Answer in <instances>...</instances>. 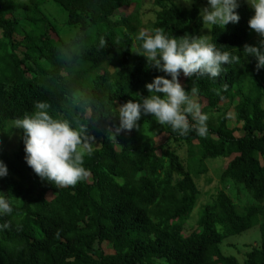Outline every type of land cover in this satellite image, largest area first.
<instances>
[{
  "label": "trees",
  "instance_id": "16d2710c",
  "mask_svg": "<svg viewBox=\"0 0 264 264\" xmlns=\"http://www.w3.org/2000/svg\"><path fill=\"white\" fill-rule=\"evenodd\" d=\"M140 2L0 0V147L12 121L30 115L37 101L48 103L52 118L95 138L83 160L89 177L66 187L26 165L19 129L15 148L0 150L8 170L0 195L13 208L0 216V264H264V69L256 70L253 57L225 65L214 79L178 78L192 99L204 102L205 136L178 135L150 116H141L136 129L113 131L119 105L139 102L148 94L144 85L164 75L137 55L139 30L198 36L239 56L245 43L259 41L247 23L252 10L241 0L238 23L223 29L201 23L206 0L188 7L153 0L149 23ZM130 3L131 13L116 16ZM46 5L60 17L51 19ZM231 106L240 124L234 128L227 125ZM161 132L166 138L157 146ZM231 155L219 180L247 201L237 203L218 187L200 199L197 178L207 172L206 161ZM253 227L258 237L241 260L222 251L226 239Z\"/></svg>",
  "mask_w": 264,
  "mask_h": 264
},
{
  "label": "clouds",
  "instance_id": "9594fccd",
  "mask_svg": "<svg viewBox=\"0 0 264 264\" xmlns=\"http://www.w3.org/2000/svg\"><path fill=\"white\" fill-rule=\"evenodd\" d=\"M195 0H189L188 6ZM251 8L248 27L258 37L256 45L245 43L240 55L221 51L207 39L198 36L169 37L163 29L152 32L139 30L135 39L140 41L138 54L146 63L164 75L155 76L144 85L147 95L139 102L129 100L118 107V126L113 131H131L138 128L141 116L154 117L159 125H168L178 135L194 131L198 136L207 134V115L202 113L198 102L189 96L179 82L184 77L196 79L207 76L214 79L225 65L241 63L243 58L253 57L256 70L264 69V0H245ZM239 0H206L199 8L201 23L210 26L236 24ZM100 46L105 41L100 39ZM44 101L34 102L33 112L12 121V128L19 129L24 145V161L42 180L57 187L73 186L88 176L83 167L85 155L94 150L95 138L86 136L72 127L67 120L54 119L48 113ZM7 165L0 161V178L7 175ZM13 212L11 202L0 195V216ZM5 224L3 227H7Z\"/></svg>",
  "mask_w": 264,
  "mask_h": 264
},
{
  "label": "rangeland",
  "instance_id": "374dc122",
  "mask_svg": "<svg viewBox=\"0 0 264 264\" xmlns=\"http://www.w3.org/2000/svg\"><path fill=\"white\" fill-rule=\"evenodd\" d=\"M152 1L153 0H141L140 2L141 7L138 8V11L140 15L142 16V20L144 23H149V21L151 22L154 19V16H153L154 10H153ZM173 1H175L176 4H179L182 7H185V6L188 7V4H189V0H173ZM240 1L241 0H239V3ZM242 2H245V0H242ZM46 8H47L46 13H48L51 19H53L54 17H60V14L58 13L57 8L52 7V5H46ZM134 8H135V3H130L124 7H121L115 12L117 14L116 16L127 15L131 13L134 10ZM56 9H57V12H56ZM110 69L112 70V68ZM194 100L198 102L200 106H202V104L204 103L203 100L201 99L194 98ZM228 115H229L228 120H227L228 127L234 128L240 125L239 123H236L235 112L232 106L229 108ZM17 130L18 129L13 128L10 135L6 138V140H3V142L1 143L0 150L12 151L15 148L16 141H17ZM234 134L236 136H239L241 134V131H235ZM165 138H166V134L163 132L156 135L154 137V140L156 141V145L159 146L162 143H164ZM178 151H180L179 153L180 158L186 157V150L185 148H183V146L182 148L178 147ZM157 152L159 153V149L157 150ZM232 156L233 155L225 158L224 160H220V161H216L212 159H208L206 161L207 172L205 174H201V176L197 178L198 187L201 192L200 199H203L204 197H206L202 195L204 191H208V190L213 189L214 187H218V188H225L226 191L230 193V196L232 197V199L236 201L237 203H242L240 201L241 199L243 202L247 201V198L244 194L240 192L238 193L236 189L231 187L232 185L231 183L227 184L224 187V184L221 183L219 180L223 167L226 166L227 162L232 158ZM52 196H53L52 193L47 194L48 199H50ZM190 228H191L190 225L188 224L184 225V229L186 231H189ZM257 237H258V229L257 227H253L241 234L234 235L226 239L221 244V249L225 254H232L241 260L244 256V252L248 250L247 245L254 244L256 242L255 239ZM101 247L105 253H112L113 251L110 244H108L107 242H103L101 244Z\"/></svg>",
  "mask_w": 264,
  "mask_h": 264
}]
</instances>
